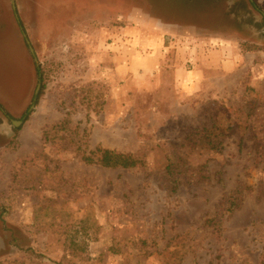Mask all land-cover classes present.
<instances>
[{"label": "rangeland", "instance_id": "374dc122", "mask_svg": "<svg viewBox=\"0 0 264 264\" xmlns=\"http://www.w3.org/2000/svg\"><path fill=\"white\" fill-rule=\"evenodd\" d=\"M252 1L0 0V264H264V0ZM147 24L195 26L233 57L172 107L169 89L116 74L121 32ZM97 148L140 164L82 162Z\"/></svg>", "mask_w": 264, "mask_h": 264}, {"label": "crops", "instance_id": "0c3cea01", "mask_svg": "<svg viewBox=\"0 0 264 264\" xmlns=\"http://www.w3.org/2000/svg\"><path fill=\"white\" fill-rule=\"evenodd\" d=\"M121 34L122 53L115 60L116 74L121 77L123 88L139 86L149 93L156 89L165 93L169 89L172 107L188 104L192 94L202 90L211 75L224 74L233 57L223 39L201 35L195 26L191 29L147 24L129 27ZM113 42L117 50L118 39ZM235 57L234 60H239L238 54ZM29 95L28 90L24 91L19 100Z\"/></svg>", "mask_w": 264, "mask_h": 264}, {"label": "trees", "instance_id": "16d2710c", "mask_svg": "<svg viewBox=\"0 0 264 264\" xmlns=\"http://www.w3.org/2000/svg\"><path fill=\"white\" fill-rule=\"evenodd\" d=\"M244 45H241V49ZM258 48L247 47L243 51L259 50ZM82 162L89 165H96L105 169H129L134 168L140 164L136 157L133 155L117 153L111 150L97 148L88 154H83L81 157ZM167 172L171 174V171L167 169Z\"/></svg>", "mask_w": 264, "mask_h": 264}, {"label": "water", "instance_id": "95a60500", "mask_svg": "<svg viewBox=\"0 0 264 264\" xmlns=\"http://www.w3.org/2000/svg\"><path fill=\"white\" fill-rule=\"evenodd\" d=\"M11 1H12V5H13V10L15 11L14 2H13V0H11ZM249 1H250V3L253 2L252 0H249ZM262 17H263V19H264V13H262ZM15 19H16L17 23H19V19H18V15H17V14H15ZM22 36H23V38L25 39V42H26V44H27V46H28V49H29L30 54H31L32 57L34 58V62L36 63V59H35V57H34V50H33L32 47L30 46L29 41L26 39V35L22 33ZM39 89H40V82H38V84H37V87H36V90H35V96L38 95V91H39ZM32 109H33V106L30 107L29 111L32 110ZM11 124H12L13 127H18V126H20V125L22 124V121H12V120H11Z\"/></svg>", "mask_w": 264, "mask_h": 264}, {"label": "flooded vegetation", "instance_id": "af4514ba", "mask_svg": "<svg viewBox=\"0 0 264 264\" xmlns=\"http://www.w3.org/2000/svg\"><path fill=\"white\" fill-rule=\"evenodd\" d=\"M29 93H30V91H29ZM3 113H4V111H2ZM5 115V114H4ZM6 116V115H5ZM7 117V116H6Z\"/></svg>", "mask_w": 264, "mask_h": 264}]
</instances>
